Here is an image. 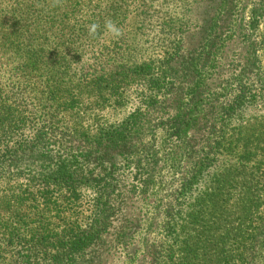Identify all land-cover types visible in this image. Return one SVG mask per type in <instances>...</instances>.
I'll use <instances>...</instances> for the list:
<instances>
[{"label":"trees","instance_id":"obj_1","mask_svg":"<svg viewBox=\"0 0 264 264\" xmlns=\"http://www.w3.org/2000/svg\"><path fill=\"white\" fill-rule=\"evenodd\" d=\"M263 27L264 0H0V264H264ZM137 82L122 124L70 122Z\"/></svg>","mask_w":264,"mask_h":264},{"label":"rangeland","instance_id":"obj_2","mask_svg":"<svg viewBox=\"0 0 264 264\" xmlns=\"http://www.w3.org/2000/svg\"><path fill=\"white\" fill-rule=\"evenodd\" d=\"M177 5V4H176ZM175 5V6H176ZM178 4L177 11L173 16L171 23L169 21L170 14L165 17L163 20L156 21L151 26L147 27L146 33L148 38L144 40L136 42V50L137 53L135 58L148 61V60H160L163 56L167 54H171L172 51L176 48V39L172 38V30L171 25L179 26L176 20L183 18L186 15L184 10L188 9V7ZM174 10H176L174 8ZM260 33L264 37V27L261 29ZM118 39H112L110 35H108L105 39V43L107 46L111 45L112 48L118 45ZM262 63L264 68V48L261 51ZM149 86H142L140 83H136L133 85L132 89L127 91L124 96H122V100H118L117 96H114L110 92L104 93L102 98H93L92 96L88 98V102L85 100L83 104H80L78 109L73 113L70 118V122L75 125L76 128L79 127V123L86 126L87 129L97 128L98 126L108 125V124H116L120 125L125 120H128L129 116L139 107L142 106L144 102L142 98L146 97V94L150 92L148 90ZM101 95V94H97ZM264 116V112L257 113L254 115V118ZM263 120L259 119L258 124L254 126V132L257 134H261L264 136V124L261 123ZM260 122V123H259ZM74 126V127H75ZM234 128H239V124L235 123L232 126ZM246 133V132H245ZM151 136H162L161 134L151 135ZM159 194L153 193V200L156 198H160Z\"/></svg>","mask_w":264,"mask_h":264},{"label":"clouds","instance_id":"obj_3","mask_svg":"<svg viewBox=\"0 0 264 264\" xmlns=\"http://www.w3.org/2000/svg\"><path fill=\"white\" fill-rule=\"evenodd\" d=\"M99 28V24L92 23L88 26V32L90 36H95L97 29ZM104 28L107 31V33L111 36L112 39H119L122 36L121 29L110 19L105 20L104 22Z\"/></svg>","mask_w":264,"mask_h":264}]
</instances>
